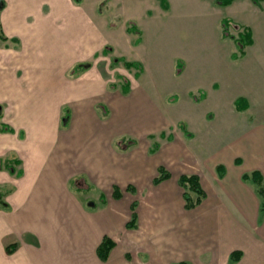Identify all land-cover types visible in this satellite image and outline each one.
<instances>
[{"label":"crops","instance_id":"crops-1","mask_svg":"<svg viewBox=\"0 0 264 264\" xmlns=\"http://www.w3.org/2000/svg\"><path fill=\"white\" fill-rule=\"evenodd\" d=\"M159 1L161 11L143 13L141 17L132 15L139 17L137 22L132 19L141 32L133 43L135 59L142 64L143 70L137 77L135 74L140 71L136 68L134 78L125 81L130 84L125 92L123 85L119 91H111L96 66L78 77L67 74L91 54L94 43L103 48L108 40L106 30L93 23L87 8L74 0H7L0 20L5 35L12 39L8 46L9 38L0 40L3 41L0 43V103L4 104L0 117V193L3 197L0 204V264H176L182 261L229 264L231 252L238 249L243 255L234 264H264L261 196L256 186L250 187L249 181L243 179L244 173L253 170H260L264 177V124L238 140L236 152L222 148L202 154L196 146L188 145L190 149L177 151L173 166L167 161L155 164L139 148V136L146 134L151 140L147 148L150 156L163 151V144L154 139L159 148L155 153L150 152L153 143L150 135L156 138L155 130H159L161 137H166L169 143H175L174 134H166L167 127H173L174 122L188 139L195 138L194 128L198 123H204L202 118L207 114L205 109L198 110V104L204 100L210 99L216 108H225L230 113L239 111L238 107L231 109L229 101L234 106L235 100L246 98V94L254 91L253 87L245 88L240 81L234 89L233 80L238 79V71L221 65V60L208 62L193 57L206 47L202 44V35H212L216 46L219 43L233 46L231 55L237 50L233 39L223 36L224 17L252 29L254 42L246 47L247 56L248 48L256 44L258 17L252 20L240 12L223 13L222 9L245 1L247 4L243 9L256 8L261 12L259 4H253L254 0H234L221 5L215 0H205L209 10L199 8L190 12L169 0ZM27 18L33 19L32 24ZM235 28L237 34L238 28ZM17 40H20L18 46ZM164 46H181L179 49L182 56L189 59L190 67L184 62L178 69V61L173 64L172 59L165 60L161 52ZM148 70L152 77L143 83ZM207 70L215 78L230 84L233 90H229V86L226 92L212 93L211 90L209 93L201 86L202 72ZM177 89L188 91L187 102L179 104ZM202 93L205 95L199 100L193 96ZM215 93L217 96L212 97ZM121 94L131 95L134 99L132 111L125 116H130L133 121L127 129L132 135L115 139L113 137L121 133L118 128L114 129L117 133L108 134L110 138L83 133L89 131L91 121L99 119L96 110L105 109L106 104L102 101L120 98ZM153 98L161 99L165 114L157 110L159 107H154ZM250 108L248 105L244 111ZM84 116L90 122L84 123ZM76 119L82 121L77 123ZM181 123L194 136H187ZM4 125L13 131L3 130ZM123 139L130 142L125 150L118 147V142ZM205 143L209 145V142ZM134 150L137 152L131 157L124 154ZM75 153L80 154L76 159ZM238 155L251 157L244 161ZM161 165L170 170L171 176L155 184L153 180ZM183 173L199 174L207 192L203 202L193 209L184 206L183 188L179 184ZM79 179L87 186L81 190L78 187L75 194L72 183ZM103 185L99 199L104 206H99L95 199V205L89 204L94 209L87 208L80 194L88 193L85 197L88 201L90 189L93 193ZM129 185L136 193L154 187L176 194L178 204L174 209L183 205L185 211L196 213L198 217L171 220L173 224L163 225L160 230L164 233L162 236L119 234L121 214L117 212L120 210L117 202L123 195L116 198L114 188L118 186L124 192ZM110 188L116 202L107 197ZM223 197L235 204L244 222H239L226 210ZM135 200L138 201V226H126L130 212L125 222V228L130 231L141 227V203ZM129 208L131 211V204ZM248 221L253 223L250 230L245 227L249 225ZM255 226H260L261 231L253 229ZM105 235L114 239L115 246L108 259L102 260L97 250ZM242 235L245 240H241ZM234 236L240 241L233 242Z\"/></svg>","mask_w":264,"mask_h":264},{"label":"rangeland","instance_id":"rangeland-1","mask_svg":"<svg viewBox=\"0 0 264 264\" xmlns=\"http://www.w3.org/2000/svg\"><path fill=\"white\" fill-rule=\"evenodd\" d=\"M0 0V6H1ZM76 4L81 5L82 7L87 8V10L92 14L93 18L92 21L95 25H98L101 28H104L106 30L107 35V43L106 45L101 48L100 44L94 43L95 46H93V51L88 57H85L80 62H89L91 65L89 68H87L85 71L90 69L93 66H96V69H98L102 75L105 77L109 84V89L112 90H120L121 85H125V82L127 79H133L135 71L137 70L135 67L128 68L124 64L123 60L117 61L116 58H126V60H132L136 61V49L135 44L133 43L134 40L137 38V34H131L127 31V26L130 22H137L139 20V17L144 13H157L160 7V1L159 0H74ZM7 0H5L6 5ZM171 4H175L176 6H179L182 9H185L190 12H194L199 10V8H203V10H209L210 8L207 7V3L205 0H169ZM253 2V1H251ZM247 4L245 1H237L234 3V6L224 7L222 9L223 13H229L232 11L240 12V14L245 15L247 18H250L252 20H258V29L255 30L256 32V44L252 48H248V55L244 58H240L238 60L232 61V58L230 57L231 51L234 48L230 44H221L219 43L218 46L214 44L213 36L212 35H202V44L206 45L199 54L193 57L195 60H206L208 62H212L217 59L222 61L221 65H226L227 68H234L236 71H238L240 74L238 79L233 80L234 81V89L238 85V83L241 81L243 87H253V92L248 95L245 99L249 102V106L251 107L249 110L240 112L234 111V113H230L228 110H225V108L219 107L216 108L214 104H211V100H204L203 102L198 104V110L199 109H205L207 111V114L203 115L202 121L204 123H198L199 125L195 127L194 131L196 133L195 138L188 139L183 131L178 127L177 123L174 122L173 127H167L166 134H174L175 137V143H169L166 139V137H161L159 134V130H155L156 132V140L159 141L161 144H163V151L156 153L154 156H150V153H148L147 148L151 144V140L148 139L147 135L139 136L140 143L139 148L141 153L149 160H154L155 164L161 161H167L172 166L175 165L176 162V156L178 150H188L190 149L188 145L196 146V150H199V153H207V150H216V149H222V148H229L232 151H237V148L235 145L237 144L238 140H241V138L244 135H248L249 131H251L253 128L261 126L264 124V0H259V2L253 4H259L257 5L261 12H258L256 8H242L243 5ZM252 4V3H251ZM4 7L0 8V20L2 19V15L4 14L3 9ZM241 7V8H240ZM161 11V10H159ZM132 15H138L133 16ZM166 16V15H164ZM162 18H165V17ZM260 16V19H259ZM4 17V16H3ZM133 19V21H132ZM28 23L32 24L33 19L27 18ZM236 28L234 25L231 26V32L236 34ZM186 37V36H183ZM9 38L7 42L12 39ZM187 38H189L187 36ZM3 41H0L1 44ZM7 46L10 45L8 42L6 44ZM16 45H20V40L16 41ZM182 49H186L183 45ZM181 46H178V48H174L172 46H164L163 49H161V52L164 54V59H172L173 64L176 63L178 60L181 62H187L188 67H190L189 59L185 56H182V50L179 49ZM98 48L97 51H95ZM101 48V49H100ZM108 48V52H104V49ZM187 52V49L185 50ZM177 55V57H175ZM179 57V58H178ZM234 60V59H233ZM249 62V63H248ZM79 63V62H78ZM233 63V64H230ZM248 63V64H247ZM85 71L76 74L74 72V67L71 68L67 74L73 77H78L81 74H83ZM75 74H74V73ZM143 83L148 82L149 77L151 76V71H147L145 73ZM197 76L199 74L197 73ZM202 87H206L207 91L210 93L212 90V93L215 92H222L229 88V90H233V87H231L230 84L226 83L222 78H215L210 70H207L206 72H202ZM210 81V82H208ZM217 81V83H216ZM208 83V84H206ZM216 85L214 86V84ZM153 89V88H152ZM194 90V89H193ZM177 92L180 95V102L179 104H183V102H187L188 97V91H184V89L179 90L177 89ZM226 92V91H225ZM243 93L242 95H244ZM199 95V93H197ZM210 95V94H209ZM214 96H217V94H211ZM210 95V96H211ZM209 96V97H210ZM211 98V97H210ZM121 99V100H119ZM163 100V99H162ZM154 104V107L157 108L161 113L162 111L161 107H163V102L160 100H157V98H153L151 100ZM105 103L104 107L105 109L100 108L96 110L97 116L99 119L97 121H91L92 126L91 128L88 127V132L83 133H89V136L98 134L99 138H110L108 134H111V132L117 133L115 130L118 128L121 130V133H117L115 135V139L122 138V136H130L132 133L128 131L131 117L127 116L129 112L132 111V105L134 104V99L131 97V95H123L121 94L120 98H113L110 97L109 99H105L102 101ZM109 106L112 108L109 110L107 107ZM229 106L232 109L233 106L232 101H229ZM4 104L0 103V117H1V110H3ZM107 109V112L105 111ZM110 113V114H109ZM165 114V113H164ZM110 115V116H109ZM102 116H107V118H103ZM165 115H163L164 117ZM68 117V116H67ZM66 117V119H68ZM77 117V116H76ZM207 117V118H206ZM77 120V119H76ZM176 120V119H174ZM79 121H82L81 119L77 120V123ZM90 120L86 119L84 116V123ZM133 122V121H131ZM129 124V125H128ZM115 125V128L114 126ZM207 125V126H206ZM115 129V130H114ZM78 133V132H77ZM76 134V133H75ZM165 134V135H166ZM93 137V136H91ZM126 138V137H124ZM131 138V137H130ZM79 140V139H77ZM187 140H191L190 142H187ZM81 140H79L80 142ZM118 141V140H117ZM129 140H121L120 144H118V147H121L122 150H125L128 146ZM205 142H209V145L206 146ZM204 145V146H203ZM216 145V146H215ZM80 149V147L78 148ZM213 149V150H212ZM81 150V149H80ZM79 150V151H80ZM75 152V150H74ZM137 151H129L127 153H124L127 155V157L133 156ZM80 156L79 153L74 154V158H78ZM243 157L244 161L249 160L251 157L250 155H238ZM238 158V157H237ZM2 166L0 165V168ZM247 185H251L253 188H255V184L252 181H249ZM72 186L75 194H77L76 189L79 187L80 190L82 187L87 186L82 180H77L72 183ZM250 186V187H251ZM103 188H97L94 189V192L91 193L90 189V199L87 201L88 193L84 195L83 193L80 194V197L83 198L82 201L84 202L85 206L91 207V209L94 207L90 206L89 204L91 202H94L95 199L98 200L97 203H99V206H104L103 201L99 199V194L101 191H103ZM107 189V188H105ZM147 192H144L143 189L138 193H132L124 188L123 197L121 201H118L119 208L117 212L121 214V224L120 228L121 230L118 231V233H122L124 235L132 234L134 236H141V235H158L162 236L164 233L160 232V230L163 228V225H171V220H181V219H189V218H197L198 215L196 213H189L184 210L183 205H179L177 208L174 209V205L178 204V195L173 193H168L165 190L157 189L154 187L149 188ZM153 189V190H152ZM79 190V191H80ZM93 191V190H92ZM112 189L110 188L108 191V198L111 202H116L112 196V193H110ZM173 192V191H171ZM79 194V193H78ZM82 195V196H81ZM98 198V199H97ZM224 198V206L227 208L226 210L229 211V213L236 218V220H239V222H244L242 216L240 215V211L237 209L235 204L225 198ZM1 199H3L2 194L0 193V204ZM94 199V200H93ZM135 199H138L140 201V223L141 227L138 230L130 231L125 228V222L129 219L130 214V208L129 205L131 202ZM122 202V204H121ZM124 204V205H123ZM95 205V202H94ZM123 207V208H122ZM120 217V216H119ZM246 223H241V225H248L245 227H248L250 230V226L253 225L251 221H248ZM253 229L257 231H261L260 226H255ZM233 242H239V238L237 236H234V239H231ZM241 240H245L244 236H241ZM230 263V262H229Z\"/></svg>","mask_w":264,"mask_h":264},{"label":"trees","instance_id":"trees-1","mask_svg":"<svg viewBox=\"0 0 264 264\" xmlns=\"http://www.w3.org/2000/svg\"><path fill=\"white\" fill-rule=\"evenodd\" d=\"M162 1H165V0H162ZM215 1L221 5H228V4L232 3L234 0H215ZM254 1L259 2V0H254ZM4 5H5V0H2L0 8L4 7ZM232 25H235L238 28L237 34H233L231 32V26ZM222 27H223V36L224 37H230L231 39H233V41L235 42L236 48H237V50L232 53L231 58L236 60V59L244 57L246 55V47L248 45L253 44V42H254L252 29L249 26L235 23L230 17H224L223 18ZM127 31L130 33H132V32L133 33H139V34L141 33L139 28L137 27V25L134 22H130L128 24ZM6 39H7V36L4 33L3 25L0 21V40H6ZM107 49L108 48H105L104 52H108ZM115 60H117V61L123 60L124 64L128 68L135 67V68L139 69L140 72H136V74H135L137 77L140 75V73L143 70L142 64L139 61L126 60V58H123V57L122 58L121 57L116 58ZM90 65L91 64L89 62H79L74 66V72H76V74H79V73L85 71L87 68H89ZM177 67H178V69L182 68L183 62L178 60ZM129 87H130V84L127 82V83H125V85H123V90L125 92H128ZM204 95L205 94L202 93L200 96H196V95H193V96L195 97L196 100H199V99L203 98ZM235 105L240 110H245L248 108L249 104H248V101L244 97H238L235 100ZM106 111H107V109H106ZM180 126L182 127V129H184L187 136H191V137L194 136V134L187 129V127L184 125V123H181ZM3 130L13 131V128L4 125ZM172 137L173 136H170V138H172ZM150 138L153 139V143H152V147L150 148V152L155 153L157 151V149L159 148V144L154 140L155 135H150ZM170 176H171L170 170L167 167L161 165L158 168V174L155 176L153 182L155 184H159L160 182L169 178ZM243 179L245 181H252L255 184L256 190H257L258 194L261 196V210L264 211V177H263L261 171L260 170H253L252 172L244 173ZM179 184L183 188V198L185 201L184 206L186 209L196 208L207 197V192L202 185L201 177L197 173H183V174H181V176L179 178ZM127 190L135 192L132 185H129L127 187ZM122 195H123L122 189L118 186H115L114 196L116 198H121ZM137 207H138V201L133 200V202L131 203V217H130L129 221L126 223V226L128 228H136L138 226L139 214H138ZM114 246H115L114 239H112L109 235H105L103 237L102 242L98 246L97 252H98L99 257L102 260H107L109 257V254H110V252ZM9 250L12 251V248H9ZM242 255H243V252L240 249L232 251L230 254V263L229 264H234L235 262H237L241 258ZM176 264H190V263L186 262V261H182V262H178Z\"/></svg>","mask_w":264,"mask_h":264},{"label":"water","instance_id":"water-1","mask_svg":"<svg viewBox=\"0 0 264 264\" xmlns=\"http://www.w3.org/2000/svg\"><path fill=\"white\" fill-rule=\"evenodd\" d=\"M90 204H91V205H93V204H94V202H91Z\"/></svg>","mask_w":264,"mask_h":264}]
</instances>
